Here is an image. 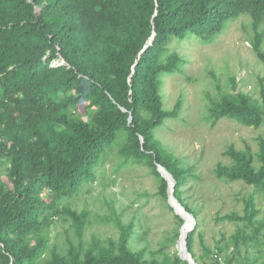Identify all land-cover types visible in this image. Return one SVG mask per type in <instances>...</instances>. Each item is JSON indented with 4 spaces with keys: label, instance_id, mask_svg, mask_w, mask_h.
Segmentation results:
<instances>
[{
    "label": "trees",
    "instance_id": "trees-1",
    "mask_svg": "<svg viewBox=\"0 0 264 264\" xmlns=\"http://www.w3.org/2000/svg\"><path fill=\"white\" fill-rule=\"evenodd\" d=\"M242 16L252 19L254 51L264 63V0H0V164H8L7 181L0 183V264H157L132 250V229L120 223L119 241L109 248L84 256L53 250L40 263L56 218L67 216L79 235L84 232L87 215L62 208V202L95 181L115 148L120 167L148 166L165 198L169 183L157 166L171 174L175 198L196 220L188 250L196 264H206L194 252L197 212L183 198L193 169L182 167L156 139L182 109L181 101L165 109L162 89L164 77L182 74L187 64L178 45L213 43ZM262 99L259 104L242 93L224 95L212 102L209 120L259 128L264 90ZM80 107L88 121L76 117ZM225 155L234 164H219L218 179L264 188V146L259 170L245 152L231 148ZM251 202L245 217L250 226L258 214ZM260 232L253 229L245 242L258 241ZM174 256L169 264H190Z\"/></svg>",
    "mask_w": 264,
    "mask_h": 264
},
{
    "label": "rangeland",
    "instance_id": "rangeland-1",
    "mask_svg": "<svg viewBox=\"0 0 264 264\" xmlns=\"http://www.w3.org/2000/svg\"><path fill=\"white\" fill-rule=\"evenodd\" d=\"M260 31L264 32V24ZM256 39L252 19L242 16L213 43L192 39L178 45L187 61L184 72L164 77L165 109L172 110L179 101L182 109L177 120L167 121L156 132V139L183 162L182 167L193 169V177L183 188V198L200 221L194 246L200 263L264 264V188L220 180L215 172L219 164H234L225 155L231 148L252 156L259 170L264 125L246 127L236 120L213 125L209 120L212 102L224 95L242 93L262 104L264 63L254 51ZM261 47L264 51V43ZM77 113V118L90 119L85 107ZM121 163L119 149L115 148L96 170L95 181L78 196L62 202V208L87 215L85 230L79 235L72 219L56 218L40 263L49 259L53 250L63 256L70 252L84 256L91 249L99 252L109 248L111 241H119V223L131 227V248L143 259L169 264L176 252L181 257L178 244L184 224L180 226L169 196L160 194L148 166L120 167ZM7 174L8 164L3 161L0 183L7 181ZM246 202L258 211L252 226L245 221L250 214ZM228 215H236L239 220L219 219ZM256 228H261L258 241L245 242L244 236H252ZM179 248L183 249L181 241Z\"/></svg>",
    "mask_w": 264,
    "mask_h": 264
},
{
    "label": "water",
    "instance_id": "water-1",
    "mask_svg": "<svg viewBox=\"0 0 264 264\" xmlns=\"http://www.w3.org/2000/svg\"><path fill=\"white\" fill-rule=\"evenodd\" d=\"M158 171L161 173V175L168 181L169 183V190H170V195H169V200H170V203L173 207V209L176 211V213L184 220V225L182 227V232H183V229L184 227L186 226V217L182 214L185 213V215H187V217H189V220H190V226L188 227V234L190 232H192L196 226V222H195V218L189 213L186 211V209L182 206V204L175 198L174 196V192H175V182L171 176V174L161 165H158ZM181 211V212H179ZM188 234H186V237H185V240H184V248L181 249L179 248V244H180V241H181V238H182V235H181V238L179 240V244H178V249H179V252H180V255H181V258L187 262H189L190 264H196L195 263V260L193 259L191 253L189 252L188 250V246H187V238H188Z\"/></svg>",
    "mask_w": 264,
    "mask_h": 264
},
{
    "label": "bare ground",
    "instance_id": "bare-ground-1",
    "mask_svg": "<svg viewBox=\"0 0 264 264\" xmlns=\"http://www.w3.org/2000/svg\"><path fill=\"white\" fill-rule=\"evenodd\" d=\"M179 212H181V211H179ZM182 214L186 217V226H185V228H186V232L184 233V235L182 236V238H181V245L183 246V248H184V240H185V237H186V234H188V227L190 226V220H189V217H187V215H185V213H183L182 212Z\"/></svg>",
    "mask_w": 264,
    "mask_h": 264
}]
</instances>
